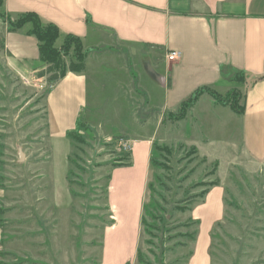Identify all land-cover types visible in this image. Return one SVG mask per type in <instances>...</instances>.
<instances>
[{
    "label": "rangeland",
    "instance_id": "1",
    "mask_svg": "<svg viewBox=\"0 0 264 264\" xmlns=\"http://www.w3.org/2000/svg\"><path fill=\"white\" fill-rule=\"evenodd\" d=\"M5 29L0 6V264H100L111 222L110 170L127 162L129 149L120 139L131 136L153 138L139 252L131 264H264V157L233 148L232 112L211 122L206 111L212 92L220 96L214 102L242 109L241 85L208 90L174 111H146L141 104V111L126 116L120 109L134 105H120L121 88L110 84L99 94L103 103L82 114L67 139H52L45 98L53 83L37 76L47 64L14 59L4 48ZM115 49L123 57L136 53ZM71 53L62 54L65 65ZM240 79L243 74L233 77ZM156 93L160 102L162 91ZM121 112L127 117L122 122ZM204 227L207 248L197 256Z\"/></svg>",
    "mask_w": 264,
    "mask_h": 264
},
{
    "label": "crops",
    "instance_id": "2",
    "mask_svg": "<svg viewBox=\"0 0 264 264\" xmlns=\"http://www.w3.org/2000/svg\"><path fill=\"white\" fill-rule=\"evenodd\" d=\"M2 10L12 19L34 12L44 22L54 23L59 29L58 47L65 35L72 34L81 39L85 52L99 51L92 55L97 62L86 55L83 71L67 72L49 90L45 115L52 139H67L82 114L103 103L99 94L104 95L110 84L121 88L120 105H134L120 109L126 116L141 111V104L146 111H174L198 91L199 95L211 89L221 93L241 85L243 113L214 102L211 96V110L206 111L211 122L222 121L223 111L232 112L233 148L255 160L264 157V0H2ZM28 29H5L2 38L6 52L24 64L40 61L38 41ZM115 48L136 53L123 57ZM103 49L107 51L101 54ZM173 50L179 57L169 61L166 55ZM236 73L244 75L241 84L233 80ZM131 87L128 94L126 89ZM156 89L162 91L160 102L154 98ZM123 115L121 122L127 118ZM124 139L129 161L110 170L111 222L103 232L100 264H131L139 252L153 138ZM207 235L202 228L197 256L206 252Z\"/></svg>",
    "mask_w": 264,
    "mask_h": 264
},
{
    "label": "trees",
    "instance_id": "3",
    "mask_svg": "<svg viewBox=\"0 0 264 264\" xmlns=\"http://www.w3.org/2000/svg\"><path fill=\"white\" fill-rule=\"evenodd\" d=\"M0 6H2V0H0ZM5 16L10 30L19 29L26 24H30L27 33L37 39L39 60L47 64L46 69L37 73L39 78L47 75L48 81L50 83H54L65 76L67 72H81L84 70L85 53L83 52L81 39L78 36L72 34L65 35L61 45L58 47L56 46V41L59 37V29L54 23L44 22L39 17V15L34 12L21 13L13 19L8 15ZM70 50L72 52L71 54L73 55V60L71 59L69 63L65 65L61 56L62 54L67 55L68 51ZM240 81L243 80L240 79ZM198 92L193 94L188 100L184 101L181 104V107L183 108L186 106V104H188L189 101L195 100L198 96ZM211 96H213L215 100L220 98V96L214 92L211 93ZM226 101V103H220L228 105L237 114L243 113L244 105L242 109L238 111L236 105H234L232 102H229L228 100ZM69 134L70 133H68V135ZM126 159L128 162L129 155L126 157Z\"/></svg>",
    "mask_w": 264,
    "mask_h": 264
},
{
    "label": "built area",
    "instance_id": "4",
    "mask_svg": "<svg viewBox=\"0 0 264 264\" xmlns=\"http://www.w3.org/2000/svg\"><path fill=\"white\" fill-rule=\"evenodd\" d=\"M178 57H179V52H178V51H175V50L170 51V52L167 53V55H166V58H167V60H169V61L176 60ZM120 144H121V146H122L123 148H126V147H127V148L129 149V144H128V142H127L126 139L121 138V139H120Z\"/></svg>",
    "mask_w": 264,
    "mask_h": 264
},
{
    "label": "water",
    "instance_id": "5",
    "mask_svg": "<svg viewBox=\"0 0 264 264\" xmlns=\"http://www.w3.org/2000/svg\"><path fill=\"white\" fill-rule=\"evenodd\" d=\"M20 157L22 158V155L20 154Z\"/></svg>",
    "mask_w": 264,
    "mask_h": 264
}]
</instances>
